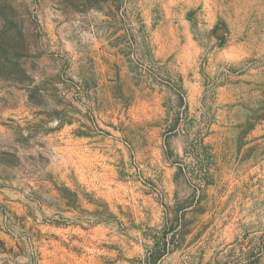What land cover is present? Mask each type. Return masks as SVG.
Wrapping results in <instances>:
<instances>
[{"label":"rangeland","instance_id":"1","mask_svg":"<svg viewBox=\"0 0 264 264\" xmlns=\"http://www.w3.org/2000/svg\"><path fill=\"white\" fill-rule=\"evenodd\" d=\"M0 264H264V0H0Z\"/></svg>","mask_w":264,"mask_h":264}]
</instances>
